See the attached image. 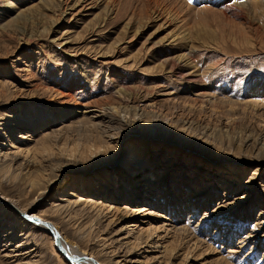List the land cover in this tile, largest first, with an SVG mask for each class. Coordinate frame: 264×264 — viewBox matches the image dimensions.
Wrapping results in <instances>:
<instances>
[{
	"label": "rangeland",
	"instance_id": "rangeland-1",
	"mask_svg": "<svg viewBox=\"0 0 264 264\" xmlns=\"http://www.w3.org/2000/svg\"><path fill=\"white\" fill-rule=\"evenodd\" d=\"M0 196L98 264H264V0H0ZM5 205L0 264H73Z\"/></svg>",
	"mask_w": 264,
	"mask_h": 264
},
{
	"label": "bare ground",
	"instance_id": "bare-ground-1",
	"mask_svg": "<svg viewBox=\"0 0 264 264\" xmlns=\"http://www.w3.org/2000/svg\"><path fill=\"white\" fill-rule=\"evenodd\" d=\"M88 107V106H87ZM98 107V106H97ZM102 109V108H101ZM100 109V110H101ZM127 111V110H126ZM106 115V114H105ZM105 115H103V116H105ZM109 115H110V113H109ZM108 116V115H107ZM94 117H97V116H94ZM108 119H109V122H111V123H116V124H120L121 123V120L119 119V117L118 116H115V115H110V116H108L107 117ZM101 121V120H100ZM100 121H98V122H95V123H93L92 122V124L93 125H95V127L96 126H101V125H103ZM91 124V125H92ZM111 126H113V125H111ZM110 129V128H109ZM109 137V136H108ZM0 202L2 203V204H6L5 206L7 207V208H9V209H11V210H13L15 213H17L19 216H21V213H25V214H27L26 212H25V210H22L20 207H18V206H16L17 204L14 202V201H12V200H7V199H5V198H3V197H1L0 196ZM28 216H30L31 218H35L36 220H40V221H43L40 217H38V216H35L34 214H28ZM22 218H23V216H21ZM26 219V218H25ZM28 222H29V220H27ZM45 222V221H44ZM31 223V222H30ZM50 226H52V228L53 229H55L54 228V226L52 225V224H50V223H48ZM31 226H33V227H37V228H39L40 230H42V232H44L46 229H47V226H45V225H40V224H38V223H31ZM55 231H57L56 229H55ZM58 232V231H57ZM44 233H47V232H44ZM59 233V232H58ZM48 234V233H47ZM60 235V234H59ZM51 236V235H50ZM61 236V235H60ZM52 237V236H51ZM62 238V237H61ZM63 239V238H62ZM62 244L61 245H63L62 246V251L65 253V255L67 256V258L70 260V261H72L73 262V264H98L97 262H96V260L94 261H92V260H90L88 257H86L84 254V251L83 252H81V251H79L76 247L75 248H73L72 246H68L67 245V243H65L64 242V239L62 240ZM68 246V247H67ZM73 249V250H72ZM80 256V257H79ZM77 257H79L80 259H76ZM99 263H101V262H99Z\"/></svg>",
	"mask_w": 264,
	"mask_h": 264
},
{
	"label": "water",
	"instance_id": "water-1",
	"mask_svg": "<svg viewBox=\"0 0 264 264\" xmlns=\"http://www.w3.org/2000/svg\"><path fill=\"white\" fill-rule=\"evenodd\" d=\"M21 216H23V218H26L27 220H29V222H31V223L34 222V223H38L40 225L47 226V229L44 232H47L49 235H51L54 238V241L59 243L60 245L63 243L62 242L63 239L61 238L59 233L57 231H55V229H53L52 226H50L47 222L36 220L35 218H31L30 216H28V214H25V213H21ZM79 257H77L76 259H80Z\"/></svg>",
	"mask_w": 264,
	"mask_h": 264
},
{
	"label": "snow or ice",
	"instance_id": "snow-or-ice-1",
	"mask_svg": "<svg viewBox=\"0 0 264 264\" xmlns=\"http://www.w3.org/2000/svg\"><path fill=\"white\" fill-rule=\"evenodd\" d=\"M190 2H191V0H190Z\"/></svg>",
	"mask_w": 264,
	"mask_h": 264
}]
</instances>
